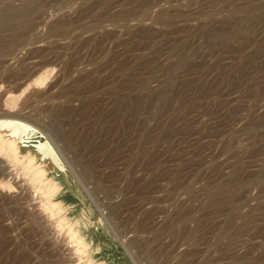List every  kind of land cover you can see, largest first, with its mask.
Masks as SVG:
<instances>
[{
  "label": "rangeland",
  "instance_id": "374dc122",
  "mask_svg": "<svg viewBox=\"0 0 264 264\" xmlns=\"http://www.w3.org/2000/svg\"><path fill=\"white\" fill-rule=\"evenodd\" d=\"M23 6L31 27L0 52V92L9 71L24 82L43 61L55 68L59 82L30 88L14 112L87 169L93 198L68 167L55 199L93 262L264 264V0H0V34L21 26L3 17ZM29 125L23 151L46 139ZM15 181L0 188V250L82 264L41 195Z\"/></svg>",
  "mask_w": 264,
  "mask_h": 264
},
{
  "label": "bare ground",
  "instance_id": "6f19581e",
  "mask_svg": "<svg viewBox=\"0 0 264 264\" xmlns=\"http://www.w3.org/2000/svg\"><path fill=\"white\" fill-rule=\"evenodd\" d=\"M30 11H32V9H25V7L23 6V9H15L14 11L7 13L3 17L5 19V22L21 20V26L18 27L17 25H15L16 23L12 24L11 26H9L10 24L6 25L7 27H5V29L3 30L4 32H1L0 34V52L4 53L5 55L12 54L16 46V41L20 36L19 29L21 27L22 28L31 27L30 25L31 19H29V16H28ZM65 26H66V23H63V21L61 20L52 25H49L48 30L50 33L55 35V33L65 32L67 29ZM50 65H51V61H43L42 63L38 65L36 69H33L28 75L23 77L26 79L24 82L17 81V80H20V78L15 77L13 75L14 73H12L11 71H9L4 77V80L6 82H9V83L15 82V83L14 85L9 86V88L4 89L2 92H0V112H2L0 113V173L3 174V172L5 173L6 170H11L12 168L11 172H13L14 175L13 173L8 172L10 173V175H12L11 177L0 179V188L4 189L5 191L7 190L12 191L16 189L15 187L20 188L21 186V185L17 186L18 183L16 184V181H15L16 178L25 179L26 182L25 181L24 182L27 183V185L29 184L36 193L41 195L40 210L42 211V213H45L46 215L45 214L44 215L47 216L48 218H51V220L54 219V225L52 223L51 224L57 230H60V231L65 230L66 236L73 243L72 244L73 248L72 247L71 248L72 250H74L73 252L75 253V255L79 256V260L83 261L82 264H97L96 262H93V260L89 257V252H88L89 244L81 233V224H79L77 221L73 222L72 220H69L63 214V211H64L63 203L55 199V197L60 193L62 186H61L60 181L56 178L54 174L59 171L66 170L68 167L70 168V170L73 171L76 178L82 183V185L88 191L89 195L93 198L91 190L88 187V183L84 180V176H87L88 174L87 169L81 166L78 171V169L76 168L78 167V165L74 162V160L69 158L68 153L66 152L68 145H66V143L65 144L63 143V145H60L59 141L51 133L52 131L50 132L44 127L37 125L35 122L30 120V118L20 115L18 111L14 112L17 107L19 99L27 91H29L30 88L31 90L32 88L33 89L34 88L36 89L37 87L41 88L43 85L51 88L59 82V80L54 81V82L49 81L50 75L55 69L53 66H50ZM3 72L4 71L0 63V75ZM29 93H31V91ZM34 94H35V91L31 93L29 96L25 97L26 99L25 100L23 99L24 101L22 100V102L27 103L30 100L31 96ZM43 94L44 93H40V96ZM3 107H5V109H3ZM29 124H32L35 126L37 125V127L42 131L41 133L44 134L46 139L44 141H40L39 144H37L36 146L28 147L26 151H23L22 145L24 144L26 140L25 139L26 134L31 127V125ZM49 125L50 124H48V126ZM63 137H64V134H63ZM63 137L61 138L63 139ZM6 175L7 174L5 173V176ZM20 189L19 191H22ZM34 206L36 205H33V207ZM37 208L39 209V207ZM100 211H102V209ZM7 213H10V212H7ZM102 217H103V220H106L111 225V223L107 219V216L104 213H102ZM100 221L102 222V219L99 216L96 217V224H98ZM118 237L120 238V236ZM6 242L7 241L5 242L2 241V246ZM121 243L126 248V250L129 253H131V250L128 247V245L123 241H121ZM131 256H132V259L133 258L135 259V256L133 254H131ZM23 257L24 255H21L16 252L8 253V252H5L4 250H0V264H17L19 263L20 260L23 259ZM151 257L152 255L148 252L147 254H144L143 256V258H151ZM141 262H142V259L139 260V262L137 263L141 264Z\"/></svg>",
  "mask_w": 264,
  "mask_h": 264
}]
</instances>
